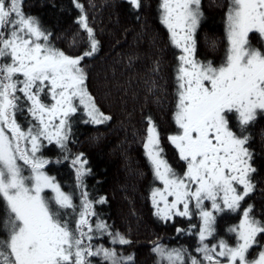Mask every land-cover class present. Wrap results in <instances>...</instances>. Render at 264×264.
<instances>
[{"label": "snow or ice", "instance_id": "obj_1", "mask_svg": "<svg viewBox=\"0 0 264 264\" xmlns=\"http://www.w3.org/2000/svg\"><path fill=\"white\" fill-rule=\"evenodd\" d=\"M129 2L135 9L141 7V0ZM75 6L83 12L82 4ZM202 17L201 0H162L161 22L182 53L174 113L180 131L169 140L185 162L184 173L164 158L150 117L144 144L155 178L163 184V189L151 193L156 215L165 222L197 215L202 221L195 249L199 258L183 247L157 245L153 251L159 264H264V220L256 218L252 205L241 211V202L254 191L250 174L255 172L244 132L258 115L264 117V51L249 43L251 33L264 37V0H229L228 47L219 66L195 58ZM79 23L87 33L88 50L71 57L48 43L50 33L37 18L25 14L23 0H0V201L4 207L0 264H93V257H99L101 264H134L132 255L124 256L115 247L131 241L95 211L94 204L106 199L88 198L84 177L90 169L84 155L71 160L81 188L77 205L73 194L63 191L45 171L49 163L60 161L41 154L44 142L69 151V118L78 105L86 110L84 123L101 125L111 120L87 91L81 61L98 51L99 41L86 15ZM42 96L52 103H45ZM25 112L31 117L26 129L16 119ZM232 119L238 121L239 135L229 127ZM225 210L241 212L240 222L229 229L236 243L230 246L217 237L218 243L210 245L205 241L216 232L214 213ZM70 216L75 218L74 226ZM91 217H96L95 222ZM105 235L113 247L93 244Z\"/></svg>", "mask_w": 264, "mask_h": 264}, {"label": "trees", "instance_id": "obj_2", "mask_svg": "<svg viewBox=\"0 0 264 264\" xmlns=\"http://www.w3.org/2000/svg\"><path fill=\"white\" fill-rule=\"evenodd\" d=\"M77 2L84 6L83 12L75 6ZM205 3L206 19L203 25L202 17L196 32L195 58L219 66L215 61L224 60L226 54L223 47L227 46L226 25L223 24H226L227 10L224 0H206ZM23 11L37 18L50 33L48 43L71 57H79L88 50L87 33L79 23L82 15L87 16L99 48L93 56L85 57L81 66L88 77L87 91L97 106L111 116L106 124L84 123L88 119L86 110L75 101L77 112L69 118V151L62 152L55 143L47 142L41 149L45 158L60 161L49 163L45 168L47 174L63 191L72 193L73 202L79 205L80 182L71 160L81 153L84 155L86 167L90 169L84 177L88 198L106 199L105 203L94 204L95 211L99 219L131 241L116 247L122 254H133L134 264H159L153 251L157 245L183 247L197 256L199 217L193 215L189 220L175 216L165 222L156 215L151 202V193L161 188L162 183L155 178L144 147L149 117L157 126L164 158L178 173L185 171V162L169 140L178 131L174 113L178 56L182 53L170 42V33L161 22L162 0H141L139 9L129 0H23ZM41 98L45 103H52L50 98ZM16 119L26 129L31 117L25 112L23 116L18 113ZM229 127L240 134L236 119L230 120ZM244 135L248 137L245 147L251 153L255 172L250 174L254 191L241 202V211L252 205L256 218L264 220V117L258 115ZM65 156L68 158L64 159ZM239 190L242 188L238 187ZM48 192L46 190V194ZM209 204L205 201L206 206L210 207ZM3 212L0 201V214ZM214 215L216 232L207 242L216 244L218 237L234 245L236 240L229 229L240 222L241 212L225 210ZM68 219L74 226L75 218ZM91 219L95 222L96 217ZM190 225L195 228L190 229ZM97 243L111 245L106 235L93 240L94 245ZM250 251L255 255L259 249ZM91 259L93 264H101L99 257Z\"/></svg>", "mask_w": 264, "mask_h": 264}, {"label": "flooded vegetation", "instance_id": "obj_3", "mask_svg": "<svg viewBox=\"0 0 264 264\" xmlns=\"http://www.w3.org/2000/svg\"><path fill=\"white\" fill-rule=\"evenodd\" d=\"M223 1V0H222ZM206 0H201V5H202V12H203V25H204V21L206 19V11H205V3ZM224 4H225V10H228V4H229V0H224ZM224 10V11H225ZM227 13V11H226ZM226 24L224 23L223 26H225ZM225 29H226V26H225ZM197 35V34H196ZM225 36H226V33H225ZM225 39V37H224ZM197 42H198V39L196 38V46H197ZM226 42H227V46L224 44L223 47H224V51L226 50V47H228V41L226 39ZM249 43L256 49H259L261 51H264V37L260 36L259 34L257 33H251L249 35ZM197 50V49H196ZM196 53V51H195ZM208 58V57H207ZM225 58V57H224ZM223 59L220 58V59H217L215 62L218 63V64H222L223 63ZM217 66V65H215Z\"/></svg>", "mask_w": 264, "mask_h": 264}, {"label": "rangeland", "instance_id": "obj_4", "mask_svg": "<svg viewBox=\"0 0 264 264\" xmlns=\"http://www.w3.org/2000/svg\"><path fill=\"white\" fill-rule=\"evenodd\" d=\"M199 28V27H198ZM198 30V29H197ZM177 49H179V48H177ZM180 50V49H179ZM76 102H78V101H76ZM74 103H75V101H74ZM177 125V124H176ZM180 130H179V128H178V131H177V133L176 134H178V132H179ZM175 135V134H174ZM153 168V167H152ZM162 183V182H161ZM160 189H163V184H161V188ZM168 199H169V201H172L174 198L173 197H168ZM151 202H152V198H151ZM153 204V203H152ZM210 205V204H209ZM154 206V205H153ZM162 206V205H161ZM182 207V206H181ZM190 208H191V205H190ZM154 211L156 212V208H155V206H154ZM186 218V217H185ZM187 219V218H186ZM201 222V225H200V228L202 227V221H200ZM210 239V237L208 238V240ZM206 243H208L207 241H205ZM105 247H113L112 245H104ZM163 246V245H162ZM116 247V246H115ZM164 247H166V248H173V246H170L169 244H167V245H164ZM117 248V247H116ZM194 248V247H193ZM195 249V248H194ZM117 250H118V248H117ZM198 254V253H197ZM124 256H128V255H132L133 256V254H123ZM157 255V254H156ZM158 256V255H157ZM197 258H199V254L197 255ZM158 260H160V258L158 257Z\"/></svg>", "mask_w": 264, "mask_h": 264}]
</instances>
